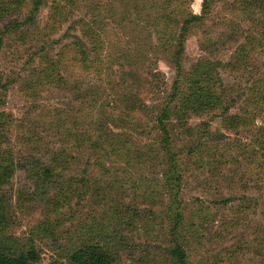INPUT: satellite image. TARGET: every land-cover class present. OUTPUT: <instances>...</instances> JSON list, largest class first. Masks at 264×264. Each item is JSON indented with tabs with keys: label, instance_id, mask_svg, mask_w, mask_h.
<instances>
[{
	"label": "rangeland",
	"instance_id": "1",
	"mask_svg": "<svg viewBox=\"0 0 264 264\" xmlns=\"http://www.w3.org/2000/svg\"><path fill=\"white\" fill-rule=\"evenodd\" d=\"M34 1L0 0V239L35 264L85 243L162 264L177 225L189 264H264V27L243 1L208 0L178 62L202 0ZM201 60L209 107L167 114L165 154L157 117Z\"/></svg>",
	"mask_w": 264,
	"mask_h": 264
},
{
	"label": "trees",
	"instance_id": "2",
	"mask_svg": "<svg viewBox=\"0 0 264 264\" xmlns=\"http://www.w3.org/2000/svg\"><path fill=\"white\" fill-rule=\"evenodd\" d=\"M241 4V15L243 18L248 19L251 22H257L258 24H263L261 30L264 27V20L260 21L259 16L264 17V0H242ZM208 0H202V10L201 14L196 15L192 13H188L187 17L183 19L181 31L177 37L174 47V60L178 62L180 60V55L183 52L182 47V39L184 37V33L188 30L189 26L194 23H200L203 21L205 17V10L207 8ZM41 4L40 0H35L33 2V10H36ZM258 13V15H256ZM253 16H256L255 18ZM261 38H264V30L259 33H252L250 30L248 39H251L249 46H254L255 43H259ZM253 47H249L252 49ZM249 59V54L244 48H240L239 55L235 59V65L239 64L240 66H244L245 61ZM215 65L210 63L209 61L201 60L196 64L194 70V76L189 78L188 89L181 93V97L178 99L177 92H174L171 98H174L176 101L178 99L177 105H174L169 108L170 105H167L164 111L158 115V126L162 131L164 138L161 139L162 148L165 150V154L167 153V140L169 138L168 130L162 124V121L165 119L167 114L170 115L169 112H173L176 117H180L181 113L186 110H190L193 112H198L202 110H206L209 107V100L212 97L209 94V81L213 78L211 73L214 72ZM178 69L180 72L179 63H177ZM217 99L213 101L210 105L213 107L216 104ZM212 102V101H211ZM45 176H50L49 171H45ZM1 177V174H0ZM178 230L177 225H175L171 230V235L173 234L174 240V248L168 252L169 259H167L162 264H189L187 261V256L182 248V246L176 242L177 235L176 231ZM69 256V260L72 264H112L113 259L109 255L108 251L102 247V245L95 243H85L79 245L76 249H74ZM39 261V255L33 247L21 248L17 247L13 242L8 243L2 239H0V264H35Z\"/></svg>",
	"mask_w": 264,
	"mask_h": 264
}]
</instances>
